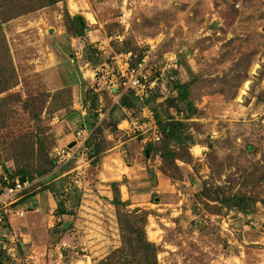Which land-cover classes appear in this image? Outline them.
Listing matches in <instances>:
<instances>
[{"label": "rangeland", "instance_id": "obj_1", "mask_svg": "<svg viewBox=\"0 0 264 264\" xmlns=\"http://www.w3.org/2000/svg\"><path fill=\"white\" fill-rule=\"evenodd\" d=\"M76 16L85 25L80 36L69 28ZM2 26L18 84L0 93V169L34 177L14 210L29 217L54 187L55 208L62 200L70 212L60 217L54 210L47 223L30 225L26 214L11 213L0 229L6 264H96L120 246L113 180L124 182L127 209L147 211L161 264H264V0H59ZM90 47L98 53L88 54ZM129 52L133 67L148 55V79L158 81L147 91L155 90L162 114L184 116L185 102L178 103L181 113L161 103L176 97L177 81L191 82L190 156L177 168L158 151L146 155L149 143L160 142L150 125L146 134L121 131L102 115L99 159L79 150L40 174L56 146L67 145L81 123L91 125L90 106L107 113L119 104V65ZM149 112L159 128L151 105L128 116L143 124ZM71 114L72 129L60 133ZM107 155L109 175L101 181ZM238 197L241 206L222 201Z\"/></svg>", "mask_w": 264, "mask_h": 264}, {"label": "trees", "instance_id": "obj_2", "mask_svg": "<svg viewBox=\"0 0 264 264\" xmlns=\"http://www.w3.org/2000/svg\"><path fill=\"white\" fill-rule=\"evenodd\" d=\"M58 1L59 0H0V93L8 92L18 84V73L12 59L6 35L3 31V23ZM69 28L73 35L80 36L83 34L85 25L82 24L76 16L72 18ZM86 52H88V54L91 53L92 56L98 53V51L92 47L86 49ZM191 85V82L182 83L177 81L175 88L178 94L176 97L161 103L162 105L169 103L170 107L174 106L179 110V113H181L183 110L179 107L178 103L181 101L185 102L186 111H184V116L180 119H177L170 110H166L164 114L158 110L157 106L159 105H157V96H155V94L151 96V92L154 89L146 91L143 96H138L134 91L129 90L122 93L119 104L113 106L108 111V115L112 119L110 124L117 129V123L120 117L115 116V112H122L123 108L140 112L145 105L153 106L161 138L159 144L149 143L146 151H158L164 162L168 165L177 166L178 159H187L190 156V147L194 143L193 133L191 132V126L188 121L195 114L196 110L193 101L189 98ZM90 110V114L94 117L90 125L93 128V133L87 141V147L90 149V158L99 159L101 154L104 153V145L102 141H100V137L103 134V125L101 121L98 122V120H100V114L99 111H97V107L93 106L91 109L90 106ZM123 116L125 115L123 114L122 117ZM96 161L97 160L94 159V162ZM49 162V169H45L40 174L44 175L55 167L57 162L55 154H52V158ZM3 169V173L12 179L13 174L9 172L10 170L5 166H3ZM21 179L23 181L29 179L34 180V177L23 172ZM6 184L7 182L4 181L0 169V186ZM122 184H124V182L118 180L109 182L114 194L111 202L116 207L122 208V210L118 212L121 244L113 249L107 256L100 259L96 264H161L158 259L160 246L156 242L150 240L147 235L146 225L148 222V213L141 208L127 209L129 203L124 201L121 197L120 187ZM49 189L55 192L54 187ZM222 201L236 202V204L240 206L243 204V200L239 197L238 200H236V198H226ZM246 202L248 201L246 200L244 204H246ZM69 213L63 201H58L55 214L61 217ZM57 225L61 227L62 221L57 222ZM65 229H59L61 235L65 232ZM5 259L6 255L4 251L0 249V264H6Z\"/></svg>", "mask_w": 264, "mask_h": 264}, {"label": "built area", "instance_id": "obj_3", "mask_svg": "<svg viewBox=\"0 0 264 264\" xmlns=\"http://www.w3.org/2000/svg\"><path fill=\"white\" fill-rule=\"evenodd\" d=\"M131 54V52L125 54L124 59L121 60L119 65V74L123 84L122 92L124 93L125 91L132 90L136 95L143 96L150 86L157 84L158 78L156 77L152 81L148 79V76L150 75L147 70L149 63L148 55L140 59L137 67H133L130 63ZM151 116L153 115L150 114L147 117ZM154 124L155 121H153V125H150V129H153L152 140H160L161 133ZM147 126L148 122L138 124L136 120L133 122L132 127L129 130H139L141 131V134H146L148 130H145V127ZM92 133L93 128H89L86 125L79 127V129L75 131V144L73 146L56 147L54 149L57 163L62 166L66 165L76 158L79 150H86L88 148L87 141ZM3 179L7 184L0 186V229L7 223L11 213L14 212L15 215L24 216V209L14 210V206L21 200L25 191L31 186L29 180L23 181L20 177H14L11 179L5 174L3 175Z\"/></svg>", "mask_w": 264, "mask_h": 264}, {"label": "crops", "instance_id": "obj_4", "mask_svg": "<svg viewBox=\"0 0 264 264\" xmlns=\"http://www.w3.org/2000/svg\"><path fill=\"white\" fill-rule=\"evenodd\" d=\"M83 18V17H82ZM124 110H125V112H126V114L127 115H125V116H121L120 118H119V120H118V123H117V127L121 130V131H127L128 132V130L132 127V124H133V122L134 121H136L133 117H131V116H128V111H130V110H126V108H123ZM97 111H99V114H100V121H101V118H103V116L102 115H104V116H107L108 115V112L106 113V112H102L101 110H97ZM82 113V115L83 116H85V115H87V112L86 111H81ZM147 113V111L145 110V113L144 114H146ZM151 114V112H149V114L148 115H150ZM102 116V117H101ZM147 118H149L150 119V121L148 122V125H153V121H155V120H153V116H151V117H147ZM88 120V119H87ZM74 121H75V116L74 115H67V116H65L64 118H63V127L62 126H59V132L61 133V132H64L65 130H63L64 128H66V125H67V127L68 128H70V129H72V124L74 123ZM89 121V120H88ZM82 125H86V126H88L89 128H92L90 125H87L86 124V122H83V123H81V126ZM80 126V127H81ZM77 129H79V127L77 128ZM76 129V130H77ZM159 129V128H158ZM131 131V130H130ZM69 141H68V143H67V145H65V146H56V147H66V146H68V147H70L71 146V144L72 143H74L75 142V133H74V138H72V139H68ZM55 147V148H56ZM117 146H114L112 149L110 148V153L116 148ZM54 148V149H55ZM110 153H108L109 154V157H110V155H113V154H110ZM105 157V158H104ZM103 157V159H102V168L100 169V177L102 178L101 179V181H103L104 179H105V177L107 176V175H109V171H108V166H109V164L107 163V161H108V155L107 156H104ZM106 158H107V160H106ZM73 170H75V168H71L69 171H67V173H69V174H71L70 172H72ZM5 175V174H4ZM114 181V180H113ZM116 181V180H115ZM51 191V190H50ZM50 191H48V193L46 194V193H44V192H42L43 194H44V200H45V203H41V204H37V205H34L35 206V210H33V213L28 217V215H27V212L25 213L26 214V218H27V224L28 225H30V224H34L35 222H34V219H41V221L42 222H40V223H43L44 222V224L45 223H47V221H48V219L50 220L52 217H54V215H53V212H54V210H56V208H55V206H56V201H55V198H54V196H53V194L52 193H55V192H50ZM38 195V193H35V194H33L32 195V197H35V196H37ZM32 197H30V198H27V199H25V201L24 202H22V204H21V206L22 205H24V203L26 202V201H30L31 199H32ZM37 203H39L40 202V200H41V197H40V193H39V195L37 196ZM83 201L84 200H82L81 202H80V206H79V208L81 209L82 207H84V204H83ZM58 205V204H57ZM50 212H51V214H50ZM15 216V215H14ZM66 215H64L63 217H65ZM12 218H14V217H12ZM59 220L61 221V218H59Z\"/></svg>", "mask_w": 264, "mask_h": 264}, {"label": "water", "instance_id": "obj_5", "mask_svg": "<svg viewBox=\"0 0 264 264\" xmlns=\"http://www.w3.org/2000/svg\"><path fill=\"white\" fill-rule=\"evenodd\" d=\"M77 18L82 22V24H84L83 23V18L81 16H78ZM74 144H75V142L72 143L71 146H73ZM146 153H147V155H149V151L148 150L146 151Z\"/></svg>", "mask_w": 264, "mask_h": 264}]
</instances>
